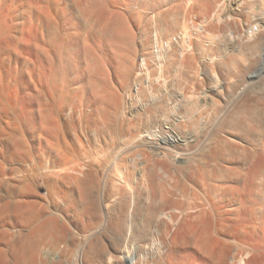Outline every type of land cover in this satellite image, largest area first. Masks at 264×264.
<instances>
[{
	"label": "bare ground",
	"instance_id": "bare-ground-1",
	"mask_svg": "<svg viewBox=\"0 0 264 264\" xmlns=\"http://www.w3.org/2000/svg\"><path fill=\"white\" fill-rule=\"evenodd\" d=\"M158 1L0 0V264H105L112 259V263L108 262L109 264H185V261L174 258L170 248L166 251L158 248L160 257L146 252L154 248L156 242L163 236L168 237L167 226L169 222L176 225L177 219L168 215V219L159 220L160 215L165 213L163 199L168 198V192L165 194L167 190L163 193L164 188L167 187L166 184L162 193L160 191V194H149L151 198L149 207L137 206L138 195L130 183L133 178L135 179L136 174L129 173L126 179L121 177L122 169L135 166L136 155L145 158V166L141 170L140 177L147 178L144 180L149 182L150 187L155 188L161 185L163 177L159 176L160 173L156 170L157 167L159 169L161 167L163 169L160 170L166 172L164 165L168 164L176 175L174 177L176 186H180L176 188H180L181 194L184 193L182 196L196 197L204 208L211 206L219 221L224 220V208L215 204L216 200L213 198L228 193V186L227 188L226 185L215 186L218 185L216 184L218 176L215 177L213 169L206 168L207 163L213 162V159L210 160L213 154L211 156L208 153L207 157L199 158L202 153L200 149L199 157L192 152L197 158L193 159L192 153L191 156L176 152L175 149L191 146L198 150L200 147L198 139L183 137L172 130H165L167 115H164V109L171 101L168 95L169 89L165 87L164 90L155 92L156 83L160 79L169 78L166 76L168 68L163 66L167 57L163 45L167 44L172 48L168 57L175 59L183 52L181 49L185 47L188 37H193L195 33L198 39L204 33L202 29H196L198 28L196 25H189L193 17V13L192 15L190 13V16L187 15L189 8L185 12L177 9L178 14L173 12L182 18L183 21L180 22H183V26L181 24V27H178L177 24L175 26L178 28L164 31L162 25L166 26L165 23L169 17L174 20V15L170 11H166L171 13H169L170 16L164 11H158L160 6ZM198 1L200 3V0ZM187 2L193 4L194 11L196 0H187ZM240 2L234 7L231 0L225 10L228 16L241 11ZM223 24L225 25L224 21ZM256 27L245 30L244 37L252 44L249 47L252 56L256 58L261 56L264 60V49L262 50L264 28ZM157 50H162V57L159 59ZM149 60L155 64L156 72L149 68ZM174 66L183 67L184 65L176 62ZM262 76H264V61L262 68L251 74L250 79ZM175 98H177L175 100L177 105L188 100L185 97L181 99L179 95ZM139 103H142L143 107H137ZM254 108L256 110L262 106H246L243 109L244 114L252 112L250 121L247 122V117L244 116L246 118L245 120L241 118L240 125L252 126L258 122L259 115L257 116ZM176 123L179 125L180 122ZM98 136H101L105 140H103L106 143L105 146L107 145L103 150L102 146L100 149V144L98 145L100 150H96L107 154L108 157L103 162L94 161L95 159H93L94 162L91 159L88 160L89 157L86 155L91 152L89 150L92 147H95L92 145L87 150L92 143L91 140L96 142L99 139ZM85 142L88 144L86 145ZM95 144H98V141ZM93 149L95 152V148ZM148 152L155 155L156 158H153L155 162H150L155 164H150L149 159L146 158ZM190 158L194 161L192 164ZM146 164L152 168L149 169ZM153 165H157L156 169ZM149 170L155 173L152 171L153 173L150 174ZM107 171L115 173L116 178L111 182L109 179L102 182L124 185L123 197L127 206L126 210L116 211L117 213L111 216L114 218L115 215L116 219L122 216L121 226L123 225L125 232L122 237L111 238L112 244L117 241L120 243V245L116 243L119 247L114 246V253L103 248L98 230H93L89 234L85 230L81 233L72 232L71 219H69L71 203L68 200L70 192L65 191V188L71 184L77 186L76 190L83 186L94 187L97 182L94 173ZM166 173L168 175V172ZM41 180L47 189L46 194L41 193L42 186L39 183ZM210 183H212L211 186ZM157 187L153 190L154 192ZM160 188L162 189L161 186ZM154 192L151 191V193ZM189 196L186 198L189 199ZM57 198L63 202L61 213L56 207L54 208ZM86 198L88 202L93 201L88 196ZM159 199L163 200H160L164 203L161 205L163 208L154 205ZM191 207L188 211L192 210ZM208 213L205 212V214ZM261 214L264 215V203ZM203 227L206 228V226ZM207 227H210L209 224ZM192 231L194 232L192 234H195L194 228ZM177 237L175 240H178ZM191 242L193 244V241ZM165 243L172 247V244L168 245L167 241ZM253 244L245 245L244 243L243 253L232 256L231 264H238L243 261L246 254L256 252L258 248ZM145 245L149 248L146 246L147 249H145ZM207 246L204 247L207 249ZM223 249L221 248L222 251ZM178 253L181 255L183 251ZM223 256L225 260L226 257Z\"/></svg>",
	"mask_w": 264,
	"mask_h": 264
},
{
	"label": "rangeland",
	"instance_id": "rangeland-1",
	"mask_svg": "<svg viewBox=\"0 0 264 264\" xmlns=\"http://www.w3.org/2000/svg\"><path fill=\"white\" fill-rule=\"evenodd\" d=\"M230 2L231 0H205V1L200 0V3H199V1L196 0V2H194L195 7H196L194 8L195 9L194 10L195 12H194L192 10L193 4H188L187 0H160L158 1V5L161 6V7L159 6L158 11L160 12L164 11V13H167L168 11H170L172 15H174L173 17L174 20L169 17L167 20L168 24L166 21L165 24L167 27L165 25H162V28L164 29V31L167 32V30L169 31L173 30V28L177 26L181 27V24L183 26V22H180V21H183L182 18L178 17V15H176L175 13L177 14L179 13L177 9H180L181 12L182 11L185 12L189 8L187 10V15L190 16V13L191 15L193 13V17L194 16L197 17V19L196 17L192 19L193 17L191 16L192 18H191L189 25L190 24H191L190 26L196 25L198 27L196 29H200V30L202 29L201 31L204 33V35H202V37L197 39L195 37V33L191 31L194 33L193 37H191L192 39L190 37L187 38L184 44L185 47L181 49V51L183 52H181L179 56L175 57V59H169L168 57L172 52V48L170 46L168 47L167 44L163 45L165 53L167 54V57H168V58L166 57L163 63L164 64L163 66L165 67L167 66L168 71L166 73V76H168L169 78L167 80L160 79L156 83V88H155V92L160 91L162 89L164 90L165 87L166 88L168 87L169 89L168 95H170L171 101H170V104L166 106L167 108L164 109V115L165 116L167 115L166 117L167 120L165 122V130L166 131L172 130L178 135L183 136V137L185 136L188 138L190 137L196 138L198 139V142H199L200 147L198 146L199 147L198 150H196V147L193 148L191 146L190 148L184 147L180 149H175L176 152L182 153L184 155L186 153L188 155H191V153L194 152V154L196 153L195 155H198L196 157H199L200 152H202L199 158H202V156H206V154L208 156V153L209 155L211 154V156L213 154L212 158L210 159V160L213 159V162L208 161L209 162L207 163L208 165L206 164L208 167L206 166V168L207 169L209 168L210 170L213 169L212 171H213V174H215V177L218 176L217 177L218 183L216 181V184L218 185H215V186L226 185L225 186L226 188L228 186L227 188L228 193L226 192L228 195L225 193L223 195L221 194L219 197L216 196V198H213L214 200H216L215 204L220 205L221 207L224 208L223 209V212L225 214L224 220L219 221V219H217V214L213 212L212 208H210L211 206L210 207L207 206V208L205 206L204 208V206L200 203V200L196 199V197H193V196L190 197L189 195H187L190 197L189 198L190 200H189L188 198H186L187 197L186 195H185L186 197L182 196L184 195V193L181 194L182 191L179 190L180 188L179 189L176 188L180 186H176V181L174 179L176 175L173 174V171L172 169H170L168 164L166 166L164 165V169H166V172H168V175L165 172V170H163L165 173L161 171L163 168L161 169L160 167L161 169L160 170L157 167L156 172L158 171V173H160V174L158 173L157 174L163 177L161 185H158L159 187L155 186V188L157 187V189L155 190L157 193L153 191L155 188L149 186L148 181L145 182L147 178L140 177L141 170L145 166V163H144L145 158H143L144 156L141 157L140 155H136L134 158L135 166L134 167L132 166V168L130 167L129 169L127 167L126 169L125 168L122 169L123 174H121V177L122 178L125 177V179L127 178V175L129 173H132L133 175L136 174V177L138 179L135 177V179L133 178L134 180L132 179L130 183L132 187L135 188L137 195H138L139 200H138L137 206L138 207L140 206L141 208H144L146 206L149 207V204H151L150 202L151 198H149V194H152V195L160 194V191L162 193L163 188L167 186L164 188L163 193L165 190H167L165 191V194L168 192L167 194L168 198L163 199L164 201L159 199V201L160 200L163 201L165 205H163L164 203L161 201L160 203L158 201L154 205H158V206L163 205L165 208V211H164L165 213L160 215L162 217V219L161 217L159 218L160 221L168 219L167 217H169L168 215H170L173 217V219H177L176 225L175 223L173 224L169 222L168 226L170 227L167 226L168 231L166 230V234L168 237L166 238V236L165 237L163 236L161 240L156 242L154 248L152 247L153 249L151 248L149 250H146V252L150 255H154L155 257H160L158 255L159 254L157 250L158 248H161V251H163L164 249L166 251L168 250V248H170V250L173 251L174 258L176 260H178L177 258H179V260H183V262L185 261L184 262L185 264H229V262L231 264L232 256H237L243 253L242 245H244V243L245 245L254 243L256 247L258 248V250L256 252H251L249 255L246 254L243 257L244 262L242 261L238 264H246V263L248 264V262L249 264H257V262L258 264H264V215L261 214V209L264 203V191H263L264 190V172H263L264 170V110H263L264 108V105H263L264 104V76H262L261 78L250 79L251 74L259 71L262 68L264 60L261 59V56L258 58H256V56H252L251 49L249 48L252 44L251 42L248 41L247 38L244 37L246 36L244 31L245 30L247 31L251 27L257 26L256 28L258 29L259 26H263L264 28V0H232V6L234 7H236V5L239 4L240 2L239 9L241 11L238 13H232L230 14V16H228L227 11L225 10L226 8H228ZM188 11L190 12L188 13ZM194 13H196V15H194ZM210 16L212 19L210 18ZM175 17H176V20H175ZM201 17L204 19H202ZM169 19L170 20L172 19L171 21L173 23H171ZM201 19L202 21L207 19L205 22L206 24L202 23V21H200ZM223 21L226 26L223 24ZM193 22L194 23L196 22V23L194 24ZM199 26L201 28H199ZM169 36L170 38H172L171 34H169ZM239 38L241 40H238ZM263 49H264V46L262 47V50ZM156 53H157L158 59L159 57H162V50H157ZM176 62L178 64L179 63L183 64L186 67L184 66L175 67L174 64L176 65ZM149 68L153 72H156L155 64L150 60H149ZM144 69H147V67L146 68L144 67ZM137 92L138 91L136 89L135 93ZM178 95L181 96V99L182 97H185L186 99H188L187 101H189L190 103L189 102L187 103L186 101L185 103H181L180 105H177V103L175 102L177 98L175 97H177ZM176 105H177V109H175ZM255 105H260V107L262 106V108H259L256 110L254 108V110L257 111V116L259 115L258 122L255 124H252V126H248L247 124L240 125L239 123H241L242 120H245L246 117H247L246 121L247 122L250 121V117L252 114V112L244 114L243 109L246 108V106L254 107ZM137 107L139 108L143 107V104L139 103ZM244 116L246 117L244 118ZM177 121L180 122L179 125L176 123ZM98 138L96 137V139H98L96 140V142L98 141V144H95L96 143L95 140L94 142L91 140L93 144L89 143L90 145L88 146L87 150H89V148H91L92 145L95 147H92V149L89 150V152L91 151L89 154L86 153V155L89 158L87 156L86 157L88 158V160L91 159L93 161V159H95L94 161L101 160L100 162H103V161H106V158L108 157L107 154L102 153V151H96V150L97 149L100 150L101 146H102V149L104 150V148H106L107 145L105 146L106 144L104 142L105 140L101 136H98ZM85 143L86 145L88 144V142H85ZM98 145H100V149ZM93 148H95V152L93 151L94 150ZM199 150L200 152H198ZM194 154L192 153L193 159L196 158ZM154 156H155L154 154H151L149 152L147 153L146 158L149 159V163L151 161H154V159L156 158ZM193 159L191 160L190 158L191 164H192ZM158 161L159 159L157 160V162ZM211 162L213 164H211ZM150 164H155V163H150ZM163 164H165V162ZM146 165L147 167L149 166V164H146ZM153 166H155V169H156L157 165H153ZM148 168L151 169L152 166ZM152 171L153 170H149L148 172L150 174L153 172L155 173V171L153 172ZM217 173L219 174L216 175ZM73 176H75V173H73ZM115 176H116L115 173H113L112 171H107L105 173L95 172L94 177L97 182L95 183L94 187L87 188L83 186V188L76 190L78 189L77 186H75L74 184H71V186L65 188V191H67V193L70 192L68 193L69 195L68 197H70L68 198V200H69V203H71L70 204L71 209L69 211V217H70L69 219H71L70 227L72 226L71 227L72 232L81 233L85 230V232L89 234L93 230H98L101 236V242H102L103 248L109 250L111 253L114 251V248L117 245H120V243H117L118 241L115 243L113 242L114 244H112L111 238L114 236L119 238V237H122V235L124 236L125 234L124 229L122 227L123 225L121 226L122 224L121 220H123L122 216L117 217V219L115 215H114V218L111 216L116 211L118 212L119 210H126L127 208L126 202L123 197L124 185L118 184V183L117 184L110 183L111 181H114V178H116ZM239 176H242V177H239ZM108 179L110 181L109 183L106 182L108 184L103 183L104 180H108ZM137 181L140 184H138ZM168 181L170 182V184ZM133 182L134 183L137 182V183L134 184ZM39 183L42 186L41 193L46 194L47 189L45 188L43 181L41 180ZM145 183L147 185H145ZM162 183H164L163 186H162ZM212 183L215 184V182H212ZM212 183H210V186ZM160 186L162 187V189L160 188ZM210 186L208 185V188H210ZM148 188L150 190L152 188L151 191L154 193H151V191ZM86 193L87 194L90 193V195H87ZM86 196H88V198L90 197L89 199H93V201L90 200L88 202ZM81 198L83 199L81 200ZM56 200L57 201H55L56 204H54V208L56 207V209L61 213L63 209V206H62L63 202L62 200L60 201L59 198H57ZM165 200L167 203L165 202ZM187 204L190 207L192 206L191 207L192 210L188 211L190 207ZM86 205H88L89 207ZM57 206L59 207L57 208ZM163 206L161 207L163 208ZM74 207L75 208L77 207V208L75 209ZM193 207L195 208V210H193L194 209ZM56 209L55 211L59 213ZM246 211H248L249 214ZM205 212L206 213L209 212L210 215L209 213L205 214ZM118 223L119 225H116ZM182 224H185L187 228L185 227V225H182ZM189 224L191 225V227ZM208 224L210 227H207ZM203 226H206V228ZM188 227H190V229L192 228V230L194 228V231L196 230L195 234H192L194 232L188 229ZM176 231H179L180 233L177 232L178 233L177 234L175 233ZM187 232L191 233V235H188ZM200 233L202 237H200L201 236ZM206 233H208L209 235ZM210 233L212 234L210 235ZM193 235H196V236H193ZM171 236H172V240H170ZM177 236H180V237H177ZM203 236H205V238H203ZM176 237L178 238V240H175ZM190 238H194V239L192 240ZM184 239L186 240L184 241ZM166 241L168 245L172 244L171 245L172 247H170V245L167 246L165 243ZM191 241H193V244H191L192 243ZM164 243L165 245H163ZM202 243L203 244L205 243V244L203 245ZM205 245L206 246L208 245L207 249L206 247H204ZM146 246L147 245H145V249H147V247L149 248V246L147 247ZM217 246L218 247L220 246L222 249L224 247L223 249L224 252L221 250V248H218ZM209 247L211 248V250ZM88 248L90 249V245ZM198 249L200 250L199 252H198ZM203 249L204 251L202 252ZM178 251L180 253L183 251L184 254L182 253L180 255ZM185 251H187L189 254L186 253ZM211 251L217 257L220 256L219 257L220 260L213 253H211ZM236 251L238 254L236 253ZM221 254H222V258H221ZM161 255H164V254L161 253ZM223 255H225L226 257L225 260L223 259L224 258ZM205 256H207L208 258H206ZM262 259L263 261L261 262ZM112 260L107 261V263L105 262V264H109L108 262L112 263ZM218 260L221 262H219ZM216 261H218L219 263Z\"/></svg>",
	"mask_w": 264,
	"mask_h": 264
}]
</instances>
